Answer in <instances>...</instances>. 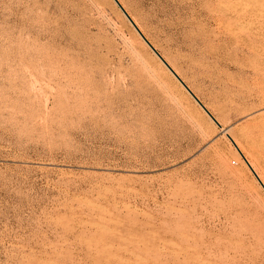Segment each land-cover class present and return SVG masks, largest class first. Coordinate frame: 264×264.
Instances as JSON below:
<instances>
[{
    "label": "rangeland",
    "instance_id": "rangeland-1",
    "mask_svg": "<svg viewBox=\"0 0 264 264\" xmlns=\"http://www.w3.org/2000/svg\"><path fill=\"white\" fill-rule=\"evenodd\" d=\"M117 1L264 163V0ZM158 61L112 0H0V264H264V192Z\"/></svg>",
    "mask_w": 264,
    "mask_h": 264
},
{
    "label": "bare ground",
    "instance_id": "bare-ground-1",
    "mask_svg": "<svg viewBox=\"0 0 264 264\" xmlns=\"http://www.w3.org/2000/svg\"><path fill=\"white\" fill-rule=\"evenodd\" d=\"M242 1H244V0H242ZM241 2V1H240ZM246 2V1H245ZM238 5V4H237ZM122 6H123V4H122ZM238 10V9H237ZM119 11V10H118ZM253 12H255V11H253ZM239 15V16H238ZM241 14H237V16H238V18L240 19V18H242L243 16H240ZM236 16V17H237ZM132 21V20H131ZM133 22V21H132ZM241 25V24H240ZM136 26V25H135ZM138 29V28H137ZM133 30V29H132ZM139 30V29H138ZM140 32V31H139ZM148 42V41H147ZM149 43V42H148ZM151 44V43H150ZM160 55V54H159ZM156 58V57H155ZM165 59V58H164ZM158 60V59H157ZM159 62V61H158ZM169 63V62H168ZM160 64H162L161 62H160ZM221 66V65H220ZM171 69V68H170ZM172 70V69H171ZM173 71V70H172ZM174 72V71H173ZM175 73V72H174ZM175 75L177 76V74L175 73ZM178 77V76H177ZM174 78V77H173ZM179 78V77H178ZM175 79V78H174ZM173 79V80H174ZM175 83H176V81H175ZM179 84V83H178ZM184 84V83H183ZM176 85H177V83H176ZM180 85V84H179ZM185 85V84H184ZM184 93V92H183ZM186 94V93H185ZM205 108V107H204ZM199 109V108H198ZM205 117H207L206 115H204ZM259 116V115H258ZM215 117V116H214ZM253 118V117H252ZM206 119V118H205ZM209 121H211V120H209ZM215 121H217V120H215ZM212 122V121H211ZM213 123V122H212ZM211 124V123H210ZM214 124V123H213ZM215 125V124H214ZM220 126V125H219ZM212 127V126H211ZM234 128V127H233ZM236 128V127H235ZM236 130V129H235ZM221 134H222V137H223V135L224 136H226L227 137V139L229 138L232 142H233V144L235 145V147L237 148V150L240 152V154L243 156V158L245 159V161L247 162V164H248V166L251 168V170L253 171V173L255 174V176L257 177V179H258V181L261 183V185H262V187L264 188V183H263V180H264V163H261V161L260 160H257L258 159V156L257 157H255L254 155H253V153H251L249 156H247V154H245V152L243 153V150L239 147V144H237L238 142H235V141H237L238 139H233V136L234 135H232L233 133H232V131H230V129L228 128H223V127H221ZM239 131V130H238ZM237 136H238V138L240 137L239 136V134H237ZM242 138V137H241ZM243 140H245V139H243ZM229 141V140H228ZM239 141V140H238ZM240 141H241V139H240ZM245 142H248V141H245ZM255 143V142H254ZM241 144V143H240ZM256 144V143H255ZM242 145V144H241ZM250 145H253L252 143H250ZM258 145V144H257ZM260 145V144H259ZM229 147H230V150H231V152H232V154H233V157L235 158L234 160H236L237 161V163H239L243 168H245L248 172H250V175H252L253 176V174L251 173V171L249 170V168L247 167V165L244 163V161L242 160V158L239 156V154L237 153V150L232 146V144L230 143V141H229ZM250 147V146H249ZM255 147V146H254ZM261 147V146H260ZM263 148V147H262ZM260 151V150H259ZM259 153V152H258ZM264 157V156H263ZM262 158V157H261ZM263 162H264V160H263ZM245 170V171H246ZM258 170V173H260V175L259 174H257V171ZM252 176H250V177H252ZM261 177L263 178V180H261ZM253 178L255 179V177L253 176ZM256 180V179H255ZM254 180V181H255ZM253 182V181H252ZM257 180L254 182L255 184H258L257 186H258V188L260 189L261 188V186L259 185V183L257 182ZM257 188V187H256ZM257 188V189H258ZM260 190H262L263 191V189L261 188ZM258 192H260V191H258ZM264 192V191H263ZM261 193V192H260ZM263 194V193H262Z\"/></svg>",
    "mask_w": 264,
    "mask_h": 264
},
{
    "label": "water",
    "instance_id": "water-1",
    "mask_svg": "<svg viewBox=\"0 0 264 264\" xmlns=\"http://www.w3.org/2000/svg\"><path fill=\"white\" fill-rule=\"evenodd\" d=\"M114 5L117 7V9L121 12L122 16L125 18V20L128 22V24L132 27V29L135 31V33L138 35V37L141 39V41L146 45V47L150 50V52L162 63V65L168 70V72L175 78V80L180 84V86L184 89V91L189 95V97L195 102V104L205 113V115L215 124L217 128H221L219 124L215 121V119L211 116V114L204 108V106L200 103V101L191 93V91L186 87V85L183 84V82L175 75V73L170 69V67L165 63V61L160 57V55L155 51V49L147 42V40L143 37V35L139 32L135 24L131 21L129 16L126 14V12L123 10L121 5L118 3L117 0H112ZM232 146L237 150L233 142L228 138ZM237 153L242 158L244 163L247 165L259 185L264 191V188L262 187L261 183L258 181L257 177L251 170V168L248 166L247 162L243 158V156L240 154V152L237 150Z\"/></svg>",
    "mask_w": 264,
    "mask_h": 264
}]
</instances>
